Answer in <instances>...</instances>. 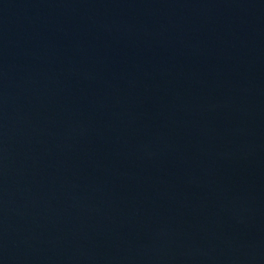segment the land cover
<instances>
[{"label":"water","instance_id":"95a60500","mask_svg":"<svg viewBox=\"0 0 264 264\" xmlns=\"http://www.w3.org/2000/svg\"><path fill=\"white\" fill-rule=\"evenodd\" d=\"M0 264H264V0H0Z\"/></svg>","mask_w":264,"mask_h":264}]
</instances>
